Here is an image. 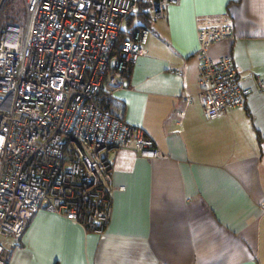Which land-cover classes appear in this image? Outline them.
I'll return each mask as SVG.
<instances>
[{"label":"crops","instance_id":"crops-1","mask_svg":"<svg viewBox=\"0 0 264 264\" xmlns=\"http://www.w3.org/2000/svg\"><path fill=\"white\" fill-rule=\"evenodd\" d=\"M227 15L234 38L212 44L229 54L250 89L243 106L205 118L196 98L187 115L177 97L199 84L198 17ZM148 28L145 54L124 73L116 95L126 121L165 153H109L112 209L101 234L39 208L19 239L4 243L7 264H264V0H179Z\"/></svg>","mask_w":264,"mask_h":264},{"label":"built area","instance_id":"built-area-1","mask_svg":"<svg viewBox=\"0 0 264 264\" xmlns=\"http://www.w3.org/2000/svg\"><path fill=\"white\" fill-rule=\"evenodd\" d=\"M179 0H0V237L19 239L39 209L103 233L112 209L109 153H165L124 118V73L145 54L149 30L134 15L163 17ZM229 16L198 17L199 88L177 97L176 122L194 98L205 118L243 106L229 54L209 47L234 38ZM259 90L264 78L248 71ZM264 212V199L259 203ZM0 264H7L0 242Z\"/></svg>","mask_w":264,"mask_h":264},{"label":"rangeland","instance_id":"rangeland-1","mask_svg":"<svg viewBox=\"0 0 264 264\" xmlns=\"http://www.w3.org/2000/svg\"><path fill=\"white\" fill-rule=\"evenodd\" d=\"M12 239H10V238H4V237H0V242H4V243H8V242H10Z\"/></svg>","mask_w":264,"mask_h":264},{"label":"trees","instance_id":"trees-1","mask_svg":"<svg viewBox=\"0 0 264 264\" xmlns=\"http://www.w3.org/2000/svg\"><path fill=\"white\" fill-rule=\"evenodd\" d=\"M147 16H148V15H141V17H144V18H146ZM130 19H131V18H130ZM130 19H129V20H130Z\"/></svg>","mask_w":264,"mask_h":264}]
</instances>
